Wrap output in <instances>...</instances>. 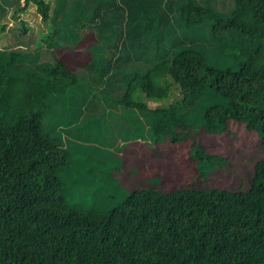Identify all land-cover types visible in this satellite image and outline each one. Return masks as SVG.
I'll return each mask as SVG.
<instances>
[{
	"label": "trees",
	"instance_id": "16d2710c",
	"mask_svg": "<svg viewBox=\"0 0 264 264\" xmlns=\"http://www.w3.org/2000/svg\"><path fill=\"white\" fill-rule=\"evenodd\" d=\"M211 1L57 0L52 16L46 0L20 1L18 10L33 3L44 21L67 26L50 38L74 43L45 39L56 61L40 68L0 49V264H264V156L242 181L238 174L218 182L229 160L206 150L190 122L210 95L222 96L204 109V130L233 133L234 120L264 144V0H231L227 14ZM208 20L215 49L237 57V69L209 64L190 43ZM90 32L97 40L80 47ZM125 65L132 71L125 105L148 118L156 144L191 140L198 172L209 169L213 182L172 189L150 182L110 210H81L68 203L60 176L70 152L44 125L49 100L76 87L80 67L108 81L102 90H117Z\"/></svg>",
	"mask_w": 264,
	"mask_h": 264
},
{
	"label": "rangeland",
	"instance_id": "374dc122",
	"mask_svg": "<svg viewBox=\"0 0 264 264\" xmlns=\"http://www.w3.org/2000/svg\"><path fill=\"white\" fill-rule=\"evenodd\" d=\"M20 1L22 2L0 0V49H15L19 52L15 57L16 61L21 54V59L26 58L31 68H40L43 63L54 64L56 54L50 48L44 47L45 50L42 47L45 46L43 42L48 39L50 44L55 42L53 46L71 45L74 41L70 40L69 35L60 37L59 40L56 35L49 37V33L56 28L67 32V26L52 19L44 21L33 3L24 11L18 10ZM46 1L50 4L52 16L57 0ZM210 5L227 14L232 9L233 2L217 0L211 1ZM204 23L198 25L203 29H195L196 37L190 43L205 52L209 64L222 69H237L239 59L233 56L220 57L219 50L215 49L211 41L212 22L208 20ZM96 40V35L90 32L79 46H87ZM67 51L62 52L66 57L63 58L70 63L72 60ZM127 67L123 74H117V77H124L119 83L115 81L114 88L117 85L118 88L112 91L102 90L104 87L108 88L107 80H97V77L100 78L97 75H93L95 79L91 80L82 67H77L79 70L75 71L78 73L79 83L76 87L69 88L65 93L55 95L49 100L50 109L44 118V125L70 152L69 166L61 171L60 176L68 203L78 209L110 210L119 205L133 189L148 186L150 182L152 186L161 189L194 183L200 186L203 185L201 182L208 185L213 182L209 169L205 170V175L198 172L196 161L190 156L191 140L174 143L167 137L156 144L151 135L148 118L125 105L121 98L126 80L132 72L130 66ZM178 93L179 90L175 89L167 100L168 103ZM208 100V103H201L200 108L192 115L190 122L193 130L202 139L206 150L225 155L229 160L216 181H238V174L242 181V178L248 177L252 172L253 161L264 156V144L260 145L256 131L252 132L244 123L234 120L230 121L233 133L220 136L206 132L204 109L213 102L226 101L224 97L214 95H210ZM162 103L149 102L152 107ZM257 147H260L259 151L256 150ZM244 165H248L246 170Z\"/></svg>",
	"mask_w": 264,
	"mask_h": 264
}]
</instances>
